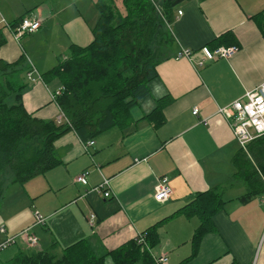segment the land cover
I'll return each mask as SVG.
<instances>
[{
	"label": "crops",
	"instance_id": "1",
	"mask_svg": "<svg viewBox=\"0 0 264 264\" xmlns=\"http://www.w3.org/2000/svg\"><path fill=\"white\" fill-rule=\"evenodd\" d=\"M9 1L0 0L4 62L24 57L27 67L33 66L42 76L67 58L71 48L93 42V25L81 0H33L21 10ZM30 11H36L41 27L17 39L15 30L5 28L2 20L15 24ZM262 11L264 0L181 4L170 28L176 39L171 58L158 66L150 95L133 109L135 123L101 134L93 146L69 131L55 144L62 161L59 167L25 185L11 184V173L2 178L6 190L0 201V229L5 227L7 234L0 232V243L31 227L37 213L46 221L33 230L40 240L35 249L28 251L17 241L0 252V264H10L22 252L50 250L61 255L80 240H88L98 257L105 256L174 215L197 194L218 186L226 187L228 202L213 217L214 231L204 237L198 254L191 257L200 221L182 214L159 226V250L169 257L168 264H264V195L249 204L239 201L247 186L235 178L232 159L241 148L229 120L219 114L220 108L264 82V37L253 19ZM226 33L234 36L235 43L228 38L229 46L219 47H237L232 57L203 66L197 64L199 56L194 61L178 58L181 49H216ZM25 77L26 110L36 118L55 121L62 110L52 96L61 83L31 81L27 73ZM163 97L170 100L164 109L166 123L155 129L142 118ZM195 107L198 116L193 115ZM86 171L88 184L83 186L76 179ZM162 177L169 178L173 192L161 204L154 196ZM103 178L111 180V198L91 192ZM235 189L242 191L233 194ZM156 249H150L153 259Z\"/></svg>",
	"mask_w": 264,
	"mask_h": 264
},
{
	"label": "trees",
	"instance_id": "2",
	"mask_svg": "<svg viewBox=\"0 0 264 264\" xmlns=\"http://www.w3.org/2000/svg\"><path fill=\"white\" fill-rule=\"evenodd\" d=\"M186 1L124 0V14L117 10L114 0L96 2L99 19L93 28V42L71 48L67 58L42 74L45 83H61L63 91L56 101L69 124L59 125L56 120L45 121L30 114L23 103L27 85L21 75L28 74L31 67L24 57L13 63L0 59V201L6 190L2 181L5 174H12L11 184L25 185L62 164L55 144L69 131L89 142L113 128L126 130L135 123L133 109L150 95L149 85L159 77L158 66L171 58L176 39L169 26ZM22 18L15 24L6 25L5 19L2 23L16 32ZM253 19L264 37V11ZM228 38L235 43L234 36L226 33L216 46H229ZM3 44L0 36V47ZM169 101L167 97L158 99L142 119L154 124L155 129L163 126ZM232 163L235 178L247 186L239 201L249 204L263 196L264 136L251 142L247 151L238 150ZM225 189L218 186L197 194L184 208L140 234L145 236V244L136 238L98 257L88 240H80L61 255L50 250L22 252L10 264H109V257L114 264H154L150 249L160 243L159 226L178 214L200 221L192 238L194 257L204 237L214 231L213 217L228 202Z\"/></svg>",
	"mask_w": 264,
	"mask_h": 264
},
{
	"label": "built area",
	"instance_id": "3",
	"mask_svg": "<svg viewBox=\"0 0 264 264\" xmlns=\"http://www.w3.org/2000/svg\"><path fill=\"white\" fill-rule=\"evenodd\" d=\"M182 15V11H178V16ZM8 22H5L7 25ZM41 27V21L36 11L28 12L16 26L15 36L21 38L25 35H31L39 31ZM171 28V25L169 26ZM238 51L237 47H219L216 49H210L203 47L199 51H192L187 49H181L178 54V58H187L194 61L196 56L200 57V61L197 63L203 66L206 61H213L217 59L230 58ZM28 78L31 81L42 80V76L38 74L37 70L32 66L31 71L28 73ZM63 87L59 88L52 96L53 100L56 101V97L61 94ZM199 108L193 109V115L198 116ZM219 114L229 120L231 128L238 142L240 148L247 151L248 146L251 142L264 136V82L258 85L253 90L247 91L244 96L228 106L219 109ZM57 124L68 123L69 120L66 115L61 112L56 118ZM207 124V122L205 123ZM94 140L88 142V146H93ZM89 172L86 171L77 177L76 182L80 185L86 186L88 184L87 176ZM111 180L103 178V182L91 189V192L103 195L105 198H111ZM154 199L158 203H165L170 200L172 196V188L170 186L169 178L162 177L157 181L155 186ZM96 216L92 215L90 218L91 225L95 224ZM46 219L40 214L35 215V222L31 227L26 228L19 234L8 237L0 243V252L8 249L11 245L16 244L17 241L22 240L29 247L35 248L39 245V238L33 232L34 228L39 225H44ZM2 234H7L5 227L0 229ZM137 240L141 244H145V236L139 235ZM156 264H168L169 259L167 256L154 258Z\"/></svg>",
	"mask_w": 264,
	"mask_h": 264
},
{
	"label": "rangeland",
	"instance_id": "4",
	"mask_svg": "<svg viewBox=\"0 0 264 264\" xmlns=\"http://www.w3.org/2000/svg\"><path fill=\"white\" fill-rule=\"evenodd\" d=\"M31 1H33V0H10L9 1V3L10 4H14V6H15V8H16V10H21V9H24V7H25V5L28 3V2H31ZM82 2H83V4L84 5H86L87 6V12H88V18H90V20H91V22H92V28H94L95 27V25H96V23H97V21H98V19H99V12H98V10L96 9V6H95V4H96V2L98 1V0H81ZM114 4H115V7L117 8V10L120 12V13H122V14H124L125 13V7H124V0H114ZM170 29V28H169ZM170 31H171V29H170ZM25 75H26V73L25 72H23L22 73V78L25 80ZM241 189L239 190V189H235L233 192V194H237V193H241ZM244 193V192H243ZM34 222H35V220H34ZM20 242L21 243H23L24 244V246H25V248L26 249H28V251L29 250H31V249H35V248H31V247H29L25 242H23L22 240H20ZM165 254L164 253H162L160 250H159V246H157V249L155 250V254H154V257L156 258H159V257H162V256H164ZM168 257V256H167ZM168 259H169V257H168Z\"/></svg>",
	"mask_w": 264,
	"mask_h": 264
}]
</instances>
